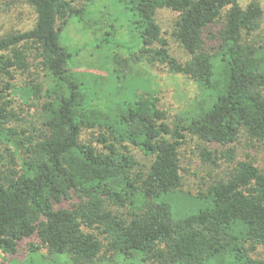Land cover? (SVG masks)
Masks as SVG:
<instances>
[{
    "label": "trees",
    "instance_id": "obj_1",
    "mask_svg": "<svg viewBox=\"0 0 264 264\" xmlns=\"http://www.w3.org/2000/svg\"><path fill=\"white\" fill-rule=\"evenodd\" d=\"M22 1L0 0V17L31 15L0 34V255L25 252L26 264L120 255L142 264H264V171L235 149L240 135L264 146V44L248 40L263 23L260 1L111 0L137 32L134 61L167 65L212 99L174 124L152 92L92 105L73 78L62 34L71 20L90 24L86 14L102 7L88 6L102 0ZM160 9L179 13L172 35L190 56L184 64L169 53ZM107 24L102 46L119 43L117 19ZM126 76L114 75L119 90ZM84 130L101 133L85 142ZM188 138L214 171L197 194L182 191L179 148ZM175 196L200 206L182 212Z\"/></svg>",
    "mask_w": 264,
    "mask_h": 264
},
{
    "label": "rangeland",
    "instance_id": "obj_2",
    "mask_svg": "<svg viewBox=\"0 0 264 264\" xmlns=\"http://www.w3.org/2000/svg\"><path fill=\"white\" fill-rule=\"evenodd\" d=\"M249 1L251 0L242 2L243 6L245 7ZM259 1L264 9V0ZM10 2L16 7L23 4L22 0H10ZM77 2L80 6L85 3L84 0H77ZM116 6L118 7L116 10L110 9V7L114 8L111 0H102L97 5L88 6L96 10L102 8L99 11L93 10L86 14V20H90V24L85 21L71 20L62 34L65 46L74 55L70 67L72 76L77 82L81 83L90 98L91 104L104 106L107 101L103 99L112 98V96V99L116 101L123 96L122 100L126 102L136 93L146 94V92H152L159 98V106L166 112L167 121L174 124L178 120L176 119L178 114L188 120L192 115L199 112L200 108L212 102L209 94L198 83L181 73L173 72L167 65H152L147 60L142 63L134 61L138 50L135 42L137 32L131 26L130 29L125 26L127 20L119 11L121 7ZM3 13H6V15L0 17V34L9 30L18 31L27 23V20L31 19V15L27 10L24 11L23 16H19L17 19H14L16 15L11 16V11H2L1 14ZM178 17V12L160 9L157 11L156 21L162 29V36L168 41L170 55L184 64L190 59V56L172 35ZM112 18L117 19L116 28L117 26L120 28L119 35H117L119 43L113 44L110 42L102 46L100 41L108 30L107 23H110ZM94 21L102 23L95 25L93 24ZM221 26L218 23L209 31L216 33ZM248 40L255 42L258 46L264 44V19L260 30L254 36L249 37ZM125 71H127V76L122 80L120 79L121 83H125V79H129V81L128 84H123L122 90H119L113 78L118 73L123 76ZM115 89L117 92L113 95ZM118 92L120 94H117ZM99 133L101 132L98 130H84L81 139L90 142ZM197 144H199V141L196 138H188L179 148L183 166V170H181L183 177L182 191L185 194H197L211 182L214 174L210 165L201 162L196 148ZM250 146H252L251 142L246 135H240L239 141L235 144V149L239 155L249 154L256 165L264 171V146L259 143H255L252 148ZM134 153L141 161L145 163L148 161L147 156H144L138 149L135 148ZM228 168L229 166L222 165L218 170L223 172ZM218 170L215 169V171ZM172 201L176 209L185 213H190L200 206L199 203L189 200L188 196H175ZM78 202L79 200H74L72 205ZM23 246L26 249L27 245L23 244ZM260 253H264V251ZM27 257L28 255L25 252H21L18 257H5L1 253L0 264H26V261L23 260ZM16 258L23 262H17ZM104 264H142V262L136 258L128 260L120 255Z\"/></svg>",
    "mask_w": 264,
    "mask_h": 264
}]
</instances>
